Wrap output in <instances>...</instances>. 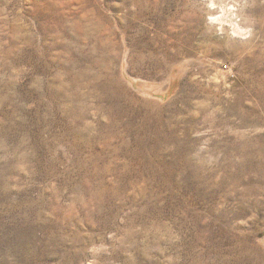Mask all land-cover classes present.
Wrapping results in <instances>:
<instances>
[{
	"label": "rangeland",
	"instance_id": "1",
	"mask_svg": "<svg viewBox=\"0 0 264 264\" xmlns=\"http://www.w3.org/2000/svg\"><path fill=\"white\" fill-rule=\"evenodd\" d=\"M0 264H264V0H0Z\"/></svg>",
	"mask_w": 264,
	"mask_h": 264
},
{
	"label": "bare ground",
	"instance_id": "2",
	"mask_svg": "<svg viewBox=\"0 0 264 264\" xmlns=\"http://www.w3.org/2000/svg\"><path fill=\"white\" fill-rule=\"evenodd\" d=\"M148 88V85H145Z\"/></svg>",
	"mask_w": 264,
	"mask_h": 264
}]
</instances>
